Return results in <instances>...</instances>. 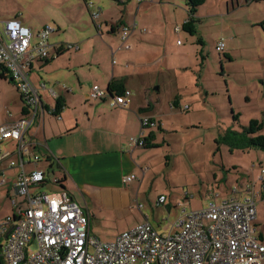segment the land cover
I'll return each mask as SVG.
<instances>
[{"label": "rangeland", "instance_id": "rangeland-1", "mask_svg": "<svg viewBox=\"0 0 264 264\" xmlns=\"http://www.w3.org/2000/svg\"><path fill=\"white\" fill-rule=\"evenodd\" d=\"M6 1L10 7L5 6V13L17 8L29 24H38L46 16H60L54 7L57 4L65 7L74 3L78 15L84 14L85 1L99 5L105 12L110 0ZM231 1L206 0L196 11V32L192 36L181 30L188 18L184 0H169L174 6L155 0L157 5L140 17L144 18L143 33L147 34L153 25L159 33L156 46L163 44L166 49L153 54V59H159L155 69L164 66L166 70L158 77L159 91H150L149 95L154 107L158 103L162 126L154 130L157 147L148 153L152 157L151 170L142 179L143 184L139 185L140 178L125 184L133 202L126 208L131 210L129 215L119 217L100 209L87 196L74 194L78 206L90 212L92 236L100 241H113L143 215L158 233H167L183 209L217 204L230 197L233 189L243 195L258 194L259 219L264 223V152L248 146L243 132L251 120H256L263 125L256 135H264V0ZM131 2L136 6L130 20L138 5L135 0ZM152 2L145 0L141 5ZM82 19V26L88 23L85 29L91 31V36L96 35L89 12ZM54 37L56 34L50 39ZM220 40L225 43L222 54L215 49ZM36 76L31 75L32 79ZM2 96L13 104L17 94L9 81L0 79V119L7 110L13 112L9 102L1 101ZM175 98L181 104L180 110L170 105ZM232 114L238 115L237 121H233ZM0 149L4 150V145ZM40 167L44 169V162ZM250 186L251 192L247 191ZM31 191L50 192L44 187ZM134 191L138 193L137 201ZM160 195L166 198L163 205L158 203ZM3 203L0 212L11 215L9 200Z\"/></svg>", "mask_w": 264, "mask_h": 264}, {"label": "crops", "instance_id": "crops-1", "mask_svg": "<svg viewBox=\"0 0 264 264\" xmlns=\"http://www.w3.org/2000/svg\"><path fill=\"white\" fill-rule=\"evenodd\" d=\"M135 1L138 5L132 20L130 12L136 5L131 0H110L109 9L105 12L99 5L85 1V12L78 15H75L74 3H68L65 7L57 4L54 7L60 16H46L38 24H29L17 8L5 13V6L10 7V3L0 0V22L17 18L33 36L47 26L55 29L48 40V60L32 63L27 72L28 79L40 98L42 116L31 126L24 138L30 142L31 154L40 156L42 161L37 164L26 163L24 171L43 170L48 181L44 188L52 192L65 191L74 202V194L80 193L100 209L116 213L119 217L129 215L131 210L126 208L133 203L130 192L125 188L124 178L134 177L131 184L140 178L138 182L141 186L142 179L151 170L149 163L152 157L148 155L150 149L133 145L130 139L142 133L143 140L147 139L151 145H157L154 130L161 129L162 126L158 119V103L154 107L149 95L150 91H159L158 77L166 70L164 66L155 69L159 59H153V54L165 47L163 44L156 46L159 33L154 30L153 25L147 34L143 33L144 18H140L146 15L145 12L151 6L157 4L155 0H150L153 2L145 5ZM159 1L160 4L174 6L169 0ZM86 12H89L94 24V36L85 29L88 23L84 22L85 26H82V15ZM124 24L135 25L129 37L131 49L128 51L119 49L118 28ZM54 34L56 37L51 40ZM33 73H37L36 79H32ZM114 79L122 81L124 89L131 92L127 108H111L108 103L110 97L95 102L88 100L90 85L107 89ZM14 88L17 96L13 104L5 96L1 97L4 104L9 102L13 112L7 110L5 117L0 119V125L13 123L21 117L23 104L15 86ZM58 101L61 108L54 112ZM178 103L181 107L179 101ZM144 118L150 119V125L142 128L141 122ZM0 145H4V150L0 149L1 155H11L16 150V143L13 141H0ZM11 160L14 159L0 162V172L3 169L0 173V206L6 204L3 201L8 199L12 184L19 173V168ZM42 162L44 169L40 167ZM53 179L62 181L63 188L53 184ZM250 189L251 186L247 191L251 192ZM232 192L230 197L221 199L219 203L252 198L256 208V226L264 235V223L259 219L257 209L258 194L252 192L251 195H243L237 189ZM1 195L4 197L2 201ZM137 195V191H134L135 201ZM161 196L163 195L159 197ZM82 211L89 219V232L92 235V216L88 210ZM185 211L187 210L183 209L181 213ZM9 215L7 211L0 212V221ZM145 222L149 223L143 215V218L136 220L127 230ZM263 262L264 258L262 264Z\"/></svg>", "mask_w": 264, "mask_h": 264}, {"label": "built area", "instance_id": "built-area-1", "mask_svg": "<svg viewBox=\"0 0 264 264\" xmlns=\"http://www.w3.org/2000/svg\"><path fill=\"white\" fill-rule=\"evenodd\" d=\"M134 28L126 24L118 28L120 50L131 49L129 37ZM54 31L47 26L33 36L17 18L0 22V66L8 70L26 109L15 122L0 125V141L16 143L13 154H0V162L14 159L11 161L19 168L8 194L12 214L0 221V264H262L264 235L256 226L252 198L185 211L167 233L160 234L145 222L121 232L111 242H102L90 234L88 217L68 193L31 191L45 187L48 181L43 170L24 171L26 163L42 161L31 154L30 142L24 138L42 116L40 98L27 72L32 63L48 60V40ZM215 49L221 53L225 43L218 41ZM107 95L106 89L91 85L87 98L95 102ZM130 96L128 90L113 95L109 106L125 109ZM141 124L148 127L150 119H142ZM141 135L130 139L133 145L144 144ZM133 179L125 177L124 182ZM165 201L164 196L158 198L159 204Z\"/></svg>", "mask_w": 264, "mask_h": 264}, {"label": "trees", "instance_id": "trees-1", "mask_svg": "<svg viewBox=\"0 0 264 264\" xmlns=\"http://www.w3.org/2000/svg\"><path fill=\"white\" fill-rule=\"evenodd\" d=\"M205 1L206 0H184V5L186 8L188 18L185 22H183V24L181 26V30L185 31L186 33H188L191 36L194 35L196 32V29H195L196 11L199 7H201L205 3ZM252 1H260V0H252ZM222 53H223V51L219 54H222ZM224 57L227 59V56L224 55ZM0 78L1 79H9V81L12 82L11 78L9 77L8 70L3 66H0ZM106 90L108 93L107 96L111 97L113 95H119V94L123 93V91L125 89H124V85H123L122 81L114 79L109 83ZM178 104H179L178 98L173 99V101H172L173 108L176 107L177 109L180 110V107L178 106ZM60 108H61V103L58 101L54 112L59 111ZM25 110H26L25 108L22 109L21 115H23L25 113ZM184 110L187 111L188 109H184ZM232 118H233V121H237L238 115L232 114ZM262 126L263 125L260 122H258L256 120H251L249 122L248 126L243 128V132H244V135L247 136V138L245 140H246V143L248 144V146L257 148V149L261 150L262 152H264V135H256L258 133V131L261 130ZM142 147H144L145 149H151V148L157 147V145H154V144L151 145V143H149L148 140L145 139ZM167 158L168 157H166V160H167ZM56 184L59 185L60 187H62V181H58Z\"/></svg>", "mask_w": 264, "mask_h": 264}]
</instances>
